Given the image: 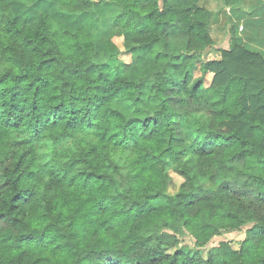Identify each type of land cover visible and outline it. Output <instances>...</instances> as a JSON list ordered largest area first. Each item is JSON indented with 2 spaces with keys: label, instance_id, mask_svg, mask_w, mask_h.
<instances>
[{
  "label": "clouds",
  "instance_id": "1",
  "mask_svg": "<svg viewBox=\"0 0 264 264\" xmlns=\"http://www.w3.org/2000/svg\"><path fill=\"white\" fill-rule=\"evenodd\" d=\"M0 81V264H264V0H0Z\"/></svg>",
  "mask_w": 264,
  "mask_h": 264
},
{
  "label": "trees",
  "instance_id": "2",
  "mask_svg": "<svg viewBox=\"0 0 264 264\" xmlns=\"http://www.w3.org/2000/svg\"><path fill=\"white\" fill-rule=\"evenodd\" d=\"M113 48H115L114 46H112ZM212 53H216L219 54L216 51H210V52H206L205 55V59H211L209 58L210 55H212ZM196 69L193 68V71H195ZM2 82V81H0ZM0 219H3V217H0ZM260 231H264V229H260ZM183 236H189L190 238L193 239V243H199V240H196L191 234H183ZM210 243L212 241H209ZM203 254V249L197 250L196 248H192L189 249L187 252L183 251L181 249H179L176 253H175V258L172 259V264H181V257H184L183 260V264H201L200 261V257ZM161 259H168L167 256H164L161 253L160 256ZM98 264H114V262L112 261L111 257H107V259L104 258L103 254H101V258L98 261Z\"/></svg>",
  "mask_w": 264,
  "mask_h": 264
},
{
  "label": "rangeland",
  "instance_id": "3",
  "mask_svg": "<svg viewBox=\"0 0 264 264\" xmlns=\"http://www.w3.org/2000/svg\"><path fill=\"white\" fill-rule=\"evenodd\" d=\"M112 46H114L116 49H119L123 46V42L120 40V38L118 36H115L112 38ZM216 55V53H212V55L209 56V58H212ZM181 242L185 243V248H187L188 244H192L193 243V239L190 238L189 236H183L182 235V239ZM211 243H214V241H212ZM185 248H181V250L185 251ZM187 252V251H186Z\"/></svg>",
  "mask_w": 264,
  "mask_h": 264
}]
</instances>
